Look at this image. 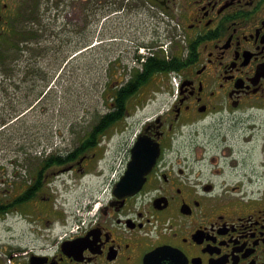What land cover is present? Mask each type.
Instances as JSON below:
<instances>
[{"label":"flooded vegetation","instance_id":"obj_1","mask_svg":"<svg viewBox=\"0 0 264 264\" xmlns=\"http://www.w3.org/2000/svg\"><path fill=\"white\" fill-rule=\"evenodd\" d=\"M38 15L66 22L56 37L96 38L113 15H136L134 38L172 23L185 53L167 108L137 127L126 113L69 165L96 158L103 197L50 242H0V264H264V0H0V51L29 41ZM150 88L138 86L136 109ZM130 160L137 187L119 185ZM16 198L2 192L0 221Z\"/></svg>","mask_w":264,"mask_h":264},{"label":"rangeland","instance_id":"obj_2","mask_svg":"<svg viewBox=\"0 0 264 264\" xmlns=\"http://www.w3.org/2000/svg\"><path fill=\"white\" fill-rule=\"evenodd\" d=\"M43 19L38 15L32 26L36 37L27 44L18 40L16 49L0 51V195L8 190L20 193L25 187L23 180L29 182L30 171L41 158L79 144V137L107 111L111 90L129 76L127 68L136 45L159 41L171 52L177 47L169 48L168 40L173 37L168 35L173 29L163 23L158 26V39L151 33L150 22L142 24L140 38L129 36L125 31L139 23L136 15L128 21L113 15L111 25L96 38L65 30L56 37L66 22L46 24ZM156 77L154 83L163 82ZM160 86L157 97L143 108L136 109L131 100L135 112L125 121L137 127L153 110L167 108L173 96ZM69 164L45 169L47 177L36 200L18 205L13 216L0 221V242H50L61 233V221L73 224L81 206L93 198L96 204L103 197L104 186L97 176L79 177L74 164ZM44 197H48L47 203L41 207L39 200ZM34 218H38L34 220L37 225ZM48 220L54 221V226L51 232H43L38 226Z\"/></svg>","mask_w":264,"mask_h":264},{"label":"trees","instance_id":"obj_3","mask_svg":"<svg viewBox=\"0 0 264 264\" xmlns=\"http://www.w3.org/2000/svg\"><path fill=\"white\" fill-rule=\"evenodd\" d=\"M28 37L29 39L35 38L36 33L32 31ZM181 63L182 58L178 54H172L169 59H165L159 54L148 57L141 70L135 69L132 71L129 83L112 89L107 112L98 116L90 126L91 128L79 137V144L67 151L51 153L39 160L34 170L30 171L29 182L23 180L25 187L17 196L15 203L19 204L35 197L36 191L42 184L43 172L47 167L63 165L78 159L82 153L90 148L93 142L99 140L104 128L123 118L125 113L131 109L130 97L138 89V86L148 83L153 75H166L171 70H178ZM18 184H21V182Z\"/></svg>","mask_w":264,"mask_h":264},{"label":"water","instance_id":"obj_4","mask_svg":"<svg viewBox=\"0 0 264 264\" xmlns=\"http://www.w3.org/2000/svg\"><path fill=\"white\" fill-rule=\"evenodd\" d=\"M134 161H129L128 165H127V169L125 172V175L121 178L119 185H123L126 184L127 182H129V187H133L136 185V187L141 183L142 180V174L140 175V179L138 180V178H132L131 179V174H132V170L134 168Z\"/></svg>","mask_w":264,"mask_h":264}]
</instances>
